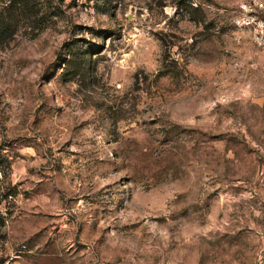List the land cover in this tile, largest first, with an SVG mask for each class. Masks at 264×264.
<instances>
[{"label":"rangeland","instance_id":"rangeland-1","mask_svg":"<svg viewBox=\"0 0 264 264\" xmlns=\"http://www.w3.org/2000/svg\"><path fill=\"white\" fill-rule=\"evenodd\" d=\"M246 1L0 0V264H264Z\"/></svg>","mask_w":264,"mask_h":264},{"label":"built area","instance_id":"built-area-1","mask_svg":"<svg viewBox=\"0 0 264 264\" xmlns=\"http://www.w3.org/2000/svg\"><path fill=\"white\" fill-rule=\"evenodd\" d=\"M237 23L248 29L252 43L264 54V4L258 0L240 4Z\"/></svg>","mask_w":264,"mask_h":264},{"label":"trees","instance_id":"trees-1","mask_svg":"<svg viewBox=\"0 0 264 264\" xmlns=\"http://www.w3.org/2000/svg\"><path fill=\"white\" fill-rule=\"evenodd\" d=\"M0 169L2 170L1 168V161H0ZM14 195L13 191L11 190V188H6V187H0V205L3 203V200H7L9 198H12ZM3 220V216L0 212V222H2Z\"/></svg>","mask_w":264,"mask_h":264}]
</instances>
